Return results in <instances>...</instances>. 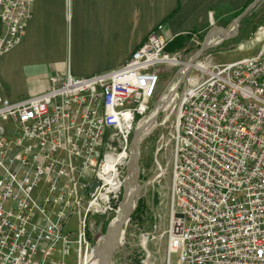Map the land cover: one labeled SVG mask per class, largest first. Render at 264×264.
Returning <instances> with one entry per match:
<instances>
[{"label": "built area", "instance_id": "2783aa9c", "mask_svg": "<svg viewBox=\"0 0 264 264\" xmlns=\"http://www.w3.org/2000/svg\"><path fill=\"white\" fill-rule=\"evenodd\" d=\"M34 2L0 0V59L24 40ZM163 31L118 69L52 76L17 101L0 93V264H86L92 218L118 211L163 66L190 69L173 132L168 264H264V39L252 57L192 64L168 52Z\"/></svg>", "mask_w": 264, "mask_h": 264}, {"label": "crops", "instance_id": "0c3cea01", "mask_svg": "<svg viewBox=\"0 0 264 264\" xmlns=\"http://www.w3.org/2000/svg\"><path fill=\"white\" fill-rule=\"evenodd\" d=\"M253 1L35 0L24 40L0 59V93L17 101L44 91L52 76L118 69L158 26L166 38L210 33L224 28L221 15Z\"/></svg>", "mask_w": 264, "mask_h": 264}, {"label": "rangeland", "instance_id": "374dc122", "mask_svg": "<svg viewBox=\"0 0 264 264\" xmlns=\"http://www.w3.org/2000/svg\"><path fill=\"white\" fill-rule=\"evenodd\" d=\"M242 11L221 15L216 26L224 27L229 34L235 35L237 32L235 21ZM263 28L264 0L240 22L239 34L236 37L224 40L220 36V42L212 45L196 62L207 60V63L211 65L224 64L256 55L263 43ZM209 31V29L205 30L195 40L191 38L183 49L171 54H175L183 60L193 59ZM180 70V66H163L161 68L160 74L162 75L157 97L147 118L154 116L155 105L159 104L158 101L161 97L168 98L169 106L160 114L157 122L140 142V190L133 199L134 213L125 227L123 239L114 254L112 264H168L167 234L173 208V161L175 155L173 132L178 126L181 102L185 91V81L182 79L179 82L176 79V74ZM122 196L123 191L118 201L115 202L116 210L119 209ZM116 214L117 212H114L109 216L102 215L92 218V224H90L92 248L106 232L105 230ZM69 228L71 231L79 229L77 218L73 217L70 220ZM176 260L174 257L173 264ZM69 264H75L73 258L69 260Z\"/></svg>", "mask_w": 264, "mask_h": 264}, {"label": "water", "instance_id": "95a60500", "mask_svg": "<svg viewBox=\"0 0 264 264\" xmlns=\"http://www.w3.org/2000/svg\"><path fill=\"white\" fill-rule=\"evenodd\" d=\"M262 0H254L251 4H249L245 10L237 17L235 21V29L236 34L231 35L224 28H215L213 29L205 38L202 46L193 57L191 63H195L200 59V57L208 51L212 45L211 41L218 34H220L224 40L227 38H234L239 34V25L240 22L261 2ZM189 67H187L184 71H179L176 74V79L179 82L183 79L184 75L189 72ZM168 98H162L159 101L157 110L154 116L151 119V124L157 122L160 114L166 109V105L168 103ZM144 136V129L142 127L137 128L132 137L131 143V160L128 166L127 177L123 186V196L122 201L120 203L119 209L117 211L116 217L109 223V226L106 232L102 237L98 239L96 242L93 252L92 258L96 259L98 264H112L113 257L115 252L117 251L123 236L126 225L129 223L134 210L132 209V203L134 197L138 194L140 190L139 178L141 174V147L140 142ZM98 184L95 183L91 189V192H94L97 188ZM133 189V191H131Z\"/></svg>", "mask_w": 264, "mask_h": 264}, {"label": "trees", "instance_id": "16d2710c", "mask_svg": "<svg viewBox=\"0 0 264 264\" xmlns=\"http://www.w3.org/2000/svg\"><path fill=\"white\" fill-rule=\"evenodd\" d=\"M245 8L243 9V11L245 10ZM191 38H192V35H190V34L175 37L174 40L169 44V46L167 48L168 52L172 53V52H175L177 50L183 49L186 46L187 42L191 40Z\"/></svg>", "mask_w": 264, "mask_h": 264}, {"label": "bare ground", "instance_id": "6f19581e", "mask_svg": "<svg viewBox=\"0 0 264 264\" xmlns=\"http://www.w3.org/2000/svg\"><path fill=\"white\" fill-rule=\"evenodd\" d=\"M220 38H216V39H213L211 41V45H215V44H218L220 42ZM179 81V80H178ZM173 90V89H172ZM174 91V90H173ZM170 102V101H169ZM169 104L167 103L166 105V109L168 108ZM153 117V116H152ZM152 117L149 119L148 123H146L145 125H143L144 127H142L144 129V136L148 133V130L154 126V124H151V119ZM133 191V189L131 190ZM86 264H98L97 260L96 259H93L92 256L88 258V260L86 261Z\"/></svg>", "mask_w": 264, "mask_h": 264}]
</instances>
